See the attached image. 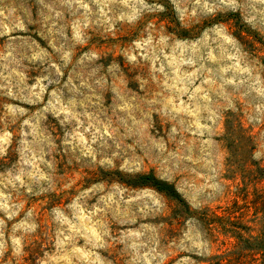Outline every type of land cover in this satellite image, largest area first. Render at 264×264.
<instances>
[{"label": "rangeland", "instance_id": "374dc122", "mask_svg": "<svg viewBox=\"0 0 264 264\" xmlns=\"http://www.w3.org/2000/svg\"><path fill=\"white\" fill-rule=\"evenodd\" d=\"M263 226L264 0H0V264H264Z\"/></svg>", "mask_w": 264, "mask_h": 264}, {"label": "trees", "instance_id": "16d2710c", "mask_svg": "<svg viewBox=\"0 0 264 264\" xmlns=\"http://www.w3.org/2000/svg\"><path fill=\"white\" fill-rule=\"evenodd\" d=\"M128 183L133 186H149L153 187L159 191H162L166 193L167 195L182 201V197L178 193V191L175 189L174 185L169 183L166 180L160 179L156 177L153 173H140L132 176L129 180ZM257 240L256 246L257 250H259L261 253L264 254V226L262 228V231L259 236L255 239ZM230 261L229 259H225L224 262L222 263L221 261L217 262L216 264H229Z\"/></svg>", "mask_w": 264, "mask_h": 264}]
</instances>
